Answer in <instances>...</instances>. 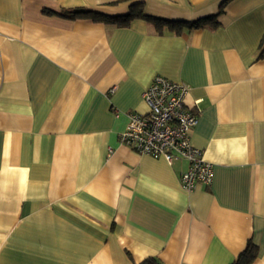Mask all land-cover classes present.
<instances>
[{
    "label": "crops",
    "instance_id": "0c3cea01",
    "mask_svg": "<svg viewBox=\"0 0 264 264\" xmlns=\"http://www.w3.org/2000/svg\"><path fill=\"white\" fill-rule=\"evenodd\" d=\"M135 4L222 13L178 33L45 12ZM157 75L189 87L211 186L120 143ZM250 243L264 264V0H0V264H232Z\"/></svg>",
    "mask_w": 264,
    "mask_h": 264
},
{
    "label": "built area",
    "instance_id": "2783aa9c",
    "mask_svg": "<svg viewBox=\"0 0 264 264\" xmlns=\"http://www.w3.org/2000/svg\"><path fill=\"white\" fill-rule=\"evenodd\" d=\"M188 93V85L155 76L143 94L149 111L128 114V125L120 135V143L139 155L164 158L169 163L185 160L188 169L181 175V187L190 192L199 185L211 186L213 165L191 143L198 115L186 104ZM197 105L198 102L196 108Z\"/></svg>",
    "mask_w": 264,
    "mask_h": 264
},
{
    "label": "trees",
    "instance_id": "16d2710c",
    "mask_svg": "<svg viewBox=\"0 0 264 264\" xmlns=\"http://www.w3.org/2000/svg\"><path fill=\"white\" fill-rule=\"evenodd\" d=\"M130 1V0H125ZM47 14H59L68 18H91L95 21L115 24L118 27H128L135 19L144 20L152 24L157 31L162 32L163 29L167 28L175 32H181L184 28L187 29H203V28H217L219 26L218 17L221 15L222 10L215 16L206 17L196 22H180V21H167L152 16H147L141 7V4H135L131 6L129 15L122 17H109L89 9L77 8L70 9L63 12L55 13L52 11H45ZM258 256L257 247L250 243L246 250L237 258L232 264H252ZM141 264H161L155 258H149L143 261Z\"/></svg>",
    "mask_w": 264,
    "mask_h": 264
}]
</instances>
